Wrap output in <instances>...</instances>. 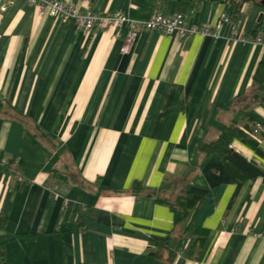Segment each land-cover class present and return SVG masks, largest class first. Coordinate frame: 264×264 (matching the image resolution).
<instances>
[{"label":"crops","instance_id":"0c3cea01","mask_svg":"<svg viewBox=\"0 0 264 264\" xmlns=\"http://www.w3.org/2000/svg\"><path fill=\"white\" fill-rule=\"evenodd\" d=\"M62 1L137 20L178 12L174 0ZM231 11L202 1L183 14L212 25ZM238 16L246 33L264 37V8L245 3ZM229 31L225 24L220 33ZM122 46L111 29L83 33L24 1L0 13L6 260L264 264V156L230 145L262 173L236 189L222 158L199 151L221 124L258 123L264 135V86L252 90L264 46L156 31L140 33L127 54ZM191 187L206 197L184 216L171 202Z\"/></svg>","mask_w":264,"mask_h":264},{"label":"built area","instance_id":"2783aa9c","mask_svg":"<svg viewBox=\"0 0 264 264\" xmlns=\"http://www.w3.org/2000/svg\"><path fill=\"white\" fill-rule=\"evenodd\" d=\"M17 1H24L36 9L39 17L48 16L55 20L71 22L76 30L89 33L94 29H111L115 38L123 39L122 54H127L137 36L143 32L156 31L165 35H175L179 39H185L194 35L210 37L241 44L264 46V37L248 34L244 29V20L234 17L233 14L221 13L214 24L192 25L187 23L181 12H175L169 16L162 13H154L146 20L130 18L121 11L96 13L83 10L77 5L62 0H0V13H5ZM229 25L228 34L222 35L220 30L223 25ZM261 133V126L254 124L253 135ZM1 165V162H0Z\"/></svg>","mask_w":264,"mask_h":264},{"label":"trees","instance_id":"16d2710c","mask_svg":"<svg viewBox=\"0 0 264 264\" xmlns=\"http://www.w3.org/2000/svg\"><path fill=\"white\" fill-rule=\"evenodd\" d=\"M164 1V0H155ZM178 5V12L183 13L189 7L202 1L220 2L231 8L229 14L238 17L240 7L245 3H254L264 8L261 4L262 0H174ZM254 35V33H252ZM264 72V71H262ZM259 71L254 76V86L261 90L264 86V73ZM254 124L245 125L243 128L237 127L233 122L229 124H221L218 129V135L215 140L211 142H203L199 145V151L205 156L218 155L223 160L224 170L232 175L237 180L236 189L247 179L257 178L262 176V173L256 168L254 164L245 159L237 151L230 148V145L238 141L243 145L255 151L258 155L264 156L259 150V145L264 140V135L261 133L258 136L253 135ZM11 164V162H10ZM1 165H3L1 163ZM5 167V166H4ZM140 191V185L135 183L130 192L137 194ZM206 197V193L196 188H188L177 194L171 205L182 211L183 215H188L194 210L200 202ZM204 239L203 231L196 232V244H201ZM4 243L0 241V264H9L4 256Z\"/></svg>","mask_w":264,"mask_h":264},{"label":"water","instance_id":"95a60500","mask_svg":"<svg viewBox=\"0 0 264 264\" xmlns=\"http://www.w3.org/2000/svg\"><path fill=\"white\" fill-rule=\"evenodd\" d=\"M261 4L264 5V0H262Z\"/></svg>","mask_w":264,"mask_h":264},{"label":"rangeland","instance_id":"374dc122","mask_svg":"<svg viewBox=\"0 0 264 264\" xmlns=\"http://www.w3.org/2000/svg\"><path fill=\"white\" fill-rule=\"evenodd\" d=\"M255 89H256V87L254 86V88L252 90H255Z\"/></svg>","mask_w":264,"mask_h":264}]
</instances>
